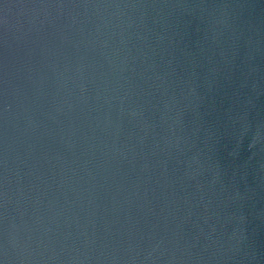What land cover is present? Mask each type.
<instances>
[{
	"label": "water",
	"instance_id": "obj_1",
	"mask_svg": "<svg viewBox=\"0 0 264 264\" xmlns=\"http://www.w3.org/2000/svg\"><path fill=\"white\" fill-rule=\"evenodd\" d=\"M0 264H264V0H0Z\"/></svg>",
	"mask_w": 264,
	"mask_h": 264
}]
</instances>
